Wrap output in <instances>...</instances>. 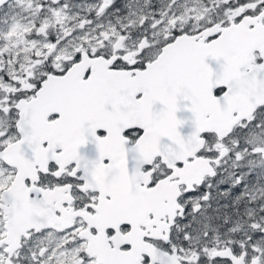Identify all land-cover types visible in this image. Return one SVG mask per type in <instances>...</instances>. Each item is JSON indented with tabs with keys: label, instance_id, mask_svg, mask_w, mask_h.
I'll list each match as a JSON object with an SVG mask.
<instances>
[{
	"label": "snow or ice",
	"instance_id": "6c2138e0",
	"mask_svg": "<svg viewBox=\"0 0 264 264\" xmlns=\"http://www.w3.org/2000/svg\"><path fill=\"white\" fill-rule=\"evenodd\" d=\"M0 264H264V0H0Z\"/></svg>",
	"mask_w": 264,
	"mask_h": 264
}]
</instances>
